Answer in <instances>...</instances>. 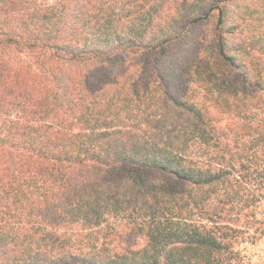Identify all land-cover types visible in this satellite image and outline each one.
<instances>
[{
    "label": "trees",
    "instance_id": "obj_1",
    "mask_svg": "<svg viewBox=\"0 0 264 264\" xmlns=\"http://www.w3.org/2000/svg\"><path fill=\"white\" fill-rule=\"evenodd\" d=\"M233 1L0 0V264H252L264 31L251 79Z\"/></svg>",
    "mask_w": 264,
    "mask_h": 264
},
{
    "label": "rangeland",
    "instance_id": "obj_2",
    "mask_svg": "<svg viewBox=\"0 0 264 264\" xmlns=\"http://www.w3.org/2000/svg\"><path fill=\"white\" fill-rule=\"evenodd\" d=\"M230 27L232 32L228 33L227 37L234 48L233 54L236 55L240 68L251 71L249 76L252 79V60L256 59L257 53L252 50L250 29L256 27L257 33L259 30L264 31V0H234L230 3V15L224 30ZM199 35L205 39L207 57L205 69L214 68L221 71L222 69L216 67L220 62H217L213 43L214 24L204 23L193 29L190 41ZM180 48L177 45L171 46L169 52L176 55L181 51ZM242 251L252 264H264V240L255 245H243Z\"/></svg>",
    "mask_w": 264,
    "mask_h": 264
}]
</instances>
